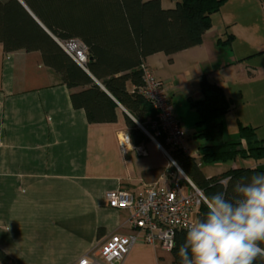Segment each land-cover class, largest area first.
Returning a JSON list of instances; mask_svg holds the SVG:
<instances>
[{
	"label": "crops",
	"instance_id": "0c3cea01",
	"mask_svg": "<svg viewBox=\"0 0 264 264\" xmlns=\"http://www.w3.org/2000/svg\"><path fill=\"white\" fill-rule=\"evenodd\" d=\"M161 3L165 8V0ZM229 9L212 17L202 45L146 61L166 83L188 133V155L195 159L202 142L193 137L198 116L189 100L202 98L201 79L206 77L227 94L245 70L248 78L257 79L264 69L241 65L248 57H264V47L256 48L264 37L255 27L244 34L245 41L236 27L229 31L235 25L233 7ZM230 32L234 41L223 46L220 40ZM80 91H70L44 65L40 53L6 54L0 44V250L11 264H77L114 234L136 235L129 224L131 211L110 208L107 195L121 189L140 195L157 182L171 183L174 176L170 169L175 166L163 146L151 138L123 150V135L129 134L126 116L131 118L124 108L117 110L116 123L90 124L85 111L72 105V93ZM254 93L264 98V70L250 96ZM242 123L256 128L264 140L263 121ZM260 166L264 162L238 158L222 166L225 171L219 175ZM94 264L106 263L97 258ZM121 264L174 263L171 251L139 241Z\"/></svg>",
	"mask_w": 264,
	"mask_h": 264
},
{
	"label": "trees",
	"instance_id": "16d2710c",
	"mask_svg": "<svg viewBox=\"0 0 264 264\" xmlns=\"http://www.w3.org/2000/svg\"><path fill=\"white\" fill-rule=\"evenodd\" d=\"M28 10L56 39L50 37L34 20ZM172 9L162 7L161 0H0V44L6 54L24 51L37 52L44 65L58 74L70 91L75 109L85 111L90 124L117 122V110L124 108L131 116L126 122L135 147L150 139L138 127L151 135V122L156 112L141 94V67L156 54L172 57L203 44L204 36L212 28V17L221 12L228 0H175ZM78 41L87 49V63L82 68L62 46ZM234 36L220 43L231 46ZM198 101L189 100L197 116L198 131L193 137L202 142L199 153L206 164H228L236 159L264 162V140L257 129L240 123V139L224 140L222 118L232 111V101L224 89L201 79ZM151 122H148L149 119ZM157 141L191 181L204 198L222 191L219 181L231 177L227 195L233 196L232 185L242 177L264 172V166L230 170L207 178L197 160L182 149ZM171 172H176L171 167ZM207 212L203 201L196 220ZM186 231H178L171 250L173 263L179 264L177 251L184 242ZM264 247V244H261ZM12 260L0 250V264ZM254 264H264L257 258Z\"/></svg>",
	"mask_w": 264,
	"mask_h": 264
},
{
	"label": "built area",
	"instance_id": "2783aa9c",
	"mask_svg": "<svg viewBox=\"0 0 264 264\" xmlns=\"http://www.w3.org/2000/svg\"><path fill=\"white\" fill-rule=\"evenodd\" d=\"M62 48L84 68L87 63V49L83 44L73 41ZM141 70L143 72L141 94L156 112V118L151 122L154 135L143 126L142 131L155 142L159 143L157 138L163 137L168 146L182 149L188 154V133L176 115L166 83L157 78L146 64L142 65ZM121 145L123 150L131 147L129 134L123 135ZM162 148L176 166L169 153ZM139 152L140 155H145L142 149H139ZM107 201L112 209L131 211L129 224L136 235L114 234L81 258L77 264H94L97 258H101L106 264H121L139 241L160 246L164 250H173L176 233L187 231L189 226L197 222L196 216L205 198L189 179L174 176L171 183L157 182L147 186L140 195L123 189L111 192L107 195Z\"/></svg>",
	"mask_w": 264,
	"mask_h": 264
},
{
	"label": "clouds",
	"instance_id": "9594fccd",
	"mask_svg": "<svg viewBox=\"0 0 264 264\" xmlns=\"http://www.w3.org/2000/svg\"><path fill=\"white\" fill-rule=\"evenodd\" d=\"M219 181L223 190L205 200V216L187 228L179 264H254L264 259V172Z\"/></svg>",
	"mask_w": 264,
	"mask_h": 264
},
{
	"label": "rangeland",
	"instance_id": "374dc122",
	"mask_svg": "<svg viewBox=\"0 0 264 264\" xmlns=\"http://www.w3.org/2000/svg\"><path fill=\"white\" fill-rule=\"evenodd\" d=\"M164 5L165 9H172L175 7L176 2L174 0H165ZM232 7L233 11L231 15L233 16L232 20L235 25L231 26L230 29L228 28L229 31H233V28L236 27L240 37L245 41L244 34L246 32H251L253 30L252 27H255L257 33L264 37V10L262 9V7L264 8V0H228L222 10L224 12V10H228V8L232 9ZM231 9H229L230 12ZM230 34L233 35L231 32ZM261 47H264V41L256 44L257 49H260ZM245 64L247 67L251 66L249 69H251L252 66L263 68L264 57H260V55L251 56V58L248 57L241 62L242 66ZM242 68L247 69L245 67ZM263 70L264 69H262V73L260 74L261 78L260 76L259 78L257 77V79L252 76L248 78L247 75L249 74L247 70H245L244 73L246 75L242 74L237 81H232L231 90H228L226 95L231 99L233 109L222 118L223 135L226 142L240 139V123L242 122L259 123L260 121H263L264 125V98L259 99L255 93L253 96H250V94L252 95V92L257 90V87L261 83ZM151 121L152 119L150 118L148 122ZM169 152L170 150H168V153ZM196 160L207 177H215L225 171L222 167L224 165L222 164H206L202 161L201 157L196 158ZM231 163L232 162L229 164ZM171 174L181 179L184 178L177 169L176 172H172Z\"/></svg>",
	"mask_w": 264,
	"mask_h": 264
},
{
	"label": "water",
	"instance_id": "95a60500",
	"mask_svg": "<svg viewBox=\"0 0 264 264\" xmlns=\"http://www.w3.org/2000/svg\"><path fill=\"white\" fill-rule=\"evenodd\" d=\"M22 3V2H21ZM23 4V3H22ZM24 5V4H23ZM24 7L27 9V11L31 14V16L34 18V20L41 26V28L42 29H44V31L50 36V37H52L55 41H56V39L44 28V26L34 17V15L28 10V8L24 5ZM138 127L142 130V127H141V125H139L138 124ZM148 136V135H147ZM149 137V136H148ZM150 138V137H149ZM174 164L176 165V163L174 162ZM176 168H177V170H178V172L180 173V174H182L183 175V177H185V179H188L187 177H186V175L181 171V169L176 165L175 166ZM206 200V199H205ZM205 202V201H204Z\"/></svg>",
	"mask_w": 264,
	"mask_h": 264
}]
</instances>
